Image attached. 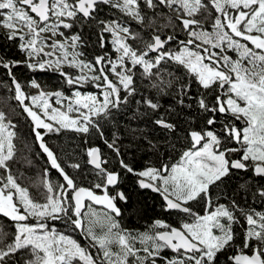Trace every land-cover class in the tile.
<instances>
[{
	"label": "snow or ice",
	"instance_id": "6c2138e0",
	"mask_svg": "<svg viewBox=\"0 0 264 264\" xmlns=\"http://www.w3.org/2000/svg\"><path fill=\"white\" fill-rule=\"evenodd\" d=\"M0 264H264V0H0Z\"/></svg>",
	"mask_w": 264,
	"mask_h": 264
},
{
	"label": "trees",
	"instance_id": "16d2710c",
	"mask_svg": "<svg viewBox=\"0 0 264 264\" xmlns=\"http://www.w3.org/2000/svg\"><path fill=\"white\" fill-rule=\"evenodd\" d=\"M18 128L20 134L26 137L27 141L31 143L34 137L31 134V130L28 127V123L24 116L20 117V124L18 125ZM74 136L75 134L73 133H63L60 136L51 138L49 140V143L67 147L68 150L71 151L72 150L71 146L76 143V140L73 139ZM46 139L48 138L46 137ZM35 151L39 152L38 146L35 147ZM45 163H46V159L43 157L42 154H40L33 160V170L38 174L41 166H43Z\"/></svg>",
	"mask_w": 264,
	"mask_h": 264
}]
</instances>
